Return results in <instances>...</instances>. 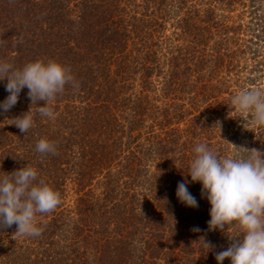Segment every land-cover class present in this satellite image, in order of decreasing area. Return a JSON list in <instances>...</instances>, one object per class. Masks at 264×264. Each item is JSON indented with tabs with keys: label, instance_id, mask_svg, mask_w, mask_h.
Segmentation results:
<instances>
[{
	"label": "trees",
	"instance_id": "1",
	"mask_svg": "<svg viewBox=\"0 0 264 264\" xmlns=\"http://www.w3.org/2000/svg\"><path fill=\"white\" fill-rule=\"evenodd\" d=\"M38 59L69 68L79 87L26 134L11 125L30 108L26 88L0 110V177L30 165L61 203L37 214L39 236L0 228V264H216L238 229L208 231L210 206L186 176L199 143L264 152V127L230 104L264 90V0H0V62ZM41 138L55 155L36 151ZM182 180L195 209L176 198Z\"/></svg>",
	"mask_w": 264,
	"mask_h": 264
},
{
	"label": "clouds",
	"instance_id": "2",
	"mask_svg": "<svg viewBox=\"0 0 264 264\" xmlns=\"http://www.w3.org/2000/svg\"><path fill=\"white\" fill-rule=\"evenodd\" d=\"M8 93L0 103V110L7 113L18 102L23 89L31 105L27 112L11 119L20 133L26 134L34 125V115L56 119L50 104L64 93L66 86L79 87L71 70L55 60H35L16 68L0 62V81H5ZM43 102V106H39ZM234 111L249 114V124L264 127V90L242 89L230 99ZM221 128V122L215 123ZM221 139V138H220ZM221 141L230 147L228 155H221L206 143L193 148L188 175L191 183H199L201 196L210 206L208 231L224 232L229 225L238 229V235L229 239L226 249L215 252L216 264L228 260L230 264H264V152L257 148ZM42 155L56 154V145L46 138L36 143ZM177 200L188 208H197L198 201L182 180L176 187ZM61 203L60 193L39 177L36 168L25 165L0 177V228L16 225L15 235L35 237L42 234L36 224L37 214H48ZM193 232H200L198 226ZM208 252L214 251L211 242L200 238Z\"/></svg>",
	"mask_w": 264,
	"mask_h": 264
},
{
	"label": "rangeland",
	"instance_id": "3",
	"mask_svg": "<svg viewBox=\"0 0 264 264\" xmlns=\"http://www.w3.org/2000/svg\"><path fill=\"white\" fill-rule=\"evenodd\" d=\"M236 13H239V11H237ZM65 196H66V198H65L66 201L62 200V201H64V204L73 207L74 204H72V202H73V199H74V193L71 190V187H70L69 195H65Z\"/></svg>",
	"mask_w": 264,
	"mask_h": 264
}]
</instances>
